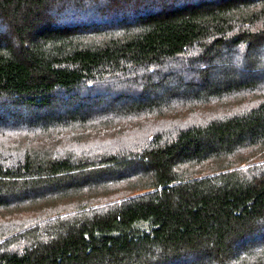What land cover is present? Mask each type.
I'll return each mask as SVG.
<instances>
[{
    "label": "trees",
    "instance_id": "obj_1",
    "mask_svg": "<svg viewBox=\"0 0 264 264\" xmlns=\"http://www.w3.org/2000/svg\"><path fill=\"white\" fill-rule=\"evenodd\" d=\"M0 264H264V0H0Z\"/></svg>",
    "mask_w": 264,
    "mask_h": 264
},
{
    "label": "rangeland",
    "instance_id": "obj_2",
    "mask_svg": "<svg viewBox=\"0 0 264 264\" xmlns=\"http://www.w3.org/2000/svg\"><path fill=\"white\" fill-rule=\"evenodd\" d=\"M118 136V135H117ZM115 137V136H114ZM125 136H124V134L123 135H119V138H117V139H119V140H122V138H124ZM124 140V139H123ZM5 142V141H4ZM1 143H3V141L1 142ZM120 143V142H119ZM122 143V142H121Z\"/></svg>",
    "mask_w": 264,
    "mask_h": 264
}]
</instances>
